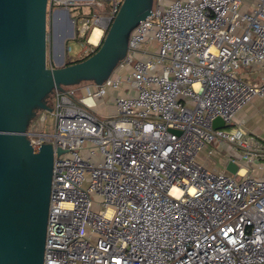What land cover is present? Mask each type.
<instances>
[{
    "label": "built area",
    "instance_id": "2783aa9c",
    "mask_svg": "<svg viewBox=\"0 0 264 264\" xmlns=\"http://www.w3.org/2000/svg\"><path fill=\"white\" fill-rule=\"evenodd\" d=\"M245 1L155 0L102 85L54 91L52 129L26 131L54 148L44 264H264V141L235 122L264 97L243 72L264 69V0L252 14ZM123 2L49 0L48 14L90 57ZM84 6L79 25L70 8ZM212 143L238 156L235 175L205 167Z\"/></svg>",
    "mask_w": 264,
    "mask_h": 264
},
{
    "label": "water",
    "instance_id": "95a60500",
    "mask_svg": "<svg viewBox=\"0 0 264 264\" xmlns=\"http://www.w3.org/2000/svg\"><path fill=\"white\" fill-rule=\"evenodd\" d=\"M154 3L124 0L93 55L48 67L49 0H0V264H44L54 148L45 144L34 150L28 126L38 112L52 110L55 90L102 85L126 57L131 33L152 14ZM66 31L63 58L74 25L61 32ZM45 118L40 117L42 123ZM224 127L221 119L214 122L215 129ZM225 169L235 175L239 165L229 161Z\"/></svg>",
    "mask_w": 264,
    "mask_h": 264
},
{
    "label": "rangeland",
    "instance_id": "374dc122",
    "mask_svg": "<svg viewBox=\"0 0 264 264\" xmlns=\"http://www.w3.org/2000/svg\"><path fill=\"white\" fill-rule=\"evenodd\" d=\"M255 0H246L245 1V5L243 6L245 9H241L243 12L246 10L249 13H253V9L251 7V5L253 3H255ZM70 12H71V16L73 19H75L79 25H81L82 20H83V16H91L93 14V9L91 7H81V8H76V7H71L70 8ZM57 23H54V19L53 17L48 14V58H47V65L48 67H53L56 65V61H55V57H56V32L59 33L60 35V40H62L61 38L64 35H68L70 33V31H66V33H62V30L57 31ZM66 43H65V47H64V53L66 55V58L64 60H66L65 64H67V62H69V60L71 61H77V60H81L83 58H85L87 56V54L89 53V51L92 49L91 45L88 42L82 41L80 39V37L77 35V31L74 30V36L73 37H67L66 38ZM92 44V43H91ZM94 45V44H93ZM56 62V63H55ZM261 69V67L259 66H254L252 68H248L245 69L243 72H248V74L253 75L254 73L256 75H263L264 74V70ZM251 71H253V73H251ZM259 79H257L258 81H261L262 76L258 77ZM251 82H253L251 80ZM72 86H68L65 88H70ZM112 92V91H110ZM114 96L115 95H121V91H117L113 93ZM55 102L56 99L55 97L52 95L51 98L49 99V107L51 109H54L55 107ZM99 111H101L100 108H98ZM112 109H110L109 111H103L101 112L102 114H107V113H111ZM46 116V125H45V130L50 131L52 129V125H53V117L51 116V114L48 111H40L38 112V115L35 119V122H37L40 117L42 115ZM212 150H215L214 156L215 157V161L212 162L214 164V167H217L218 169H223L224 166V158L227 157V153L230 149H228L227 147L224 148V146H218L216 144H211L209 145ZM211 162V161H210ZM207 169L211 168L208 165L205 166ZM264 176V172L262 173H256L255 177L259 178ZM239 180H242L241 178L238 177Z\"/></svg>",
    "mask_w": 264,
    "mask_h": 264
},
{
    "label": "crops",
    "instance_id": "0c3cea01",
    "mask_svg": "<svg viewBox=\"0 0 264 264\" xmlns=\"http://www.w3.org/2000/svg\"><path fill=\"white\" fill-rule=\"evenodd\" d=\"M82 60V59H81ZM264 70V69H263ZM262 70V71H263ZM253 73V71H251ZM246 76L249 78V80H252L253 83L258 84L260 81L258 77L263 75H256L255 73L253 75L246 74ZM247 78V79H248ZM235 122L239 124V122L242 124V127L244 130H246L250 135H254L259 137L262 141H264V97L263 98H255L250 102L235 118ZM235 123V124H236ZM224 148L230 149V147L226 145H222ZM210 149V147L208 148ZM215 153V150H214ZM216 155L210 158H206L204 154H202L201 159L204 160L205 165H208L209 167H214V164L212 162L215 161ZM232 158L237 159L238 156L230 149L227 153V157L224 158V166L222 171H226L225 167L227 165V162L231 160ZM211 161V162H210ZM227 172V171H226Z\"/></svg>",
    "mask_w": 264,
    "mask_h": 264
},
{
    "label": "bare ground",
    "instance_id": "6f19581e",
    "mask_svg": "<svg viewBox=\"0 0 264 264\" xmlns=\"http://www.w3.org/2000/svg\"><path fill=\"white\" fill-rule=\"evenodd\" d=\"M63 24V19L61 17H57V31L59 29V26ZM56 57H55V61L57 62V65H60L63 62V52H62V42L60 40V35L58 32H56ZM102 35V30L100 28H96L93 33L92 36L90 38V43L97 45L99 42V39Z\"/></svg>",
    "mask_w": 264,
    "mask_h": 264
},
{
    "label": "trees",
    "instance_id": "16d2710c",
    "mask_svg": "<svg viewBox=\"0 0 264 264\" xmlns=\"http://www.w3.org/2000/svg\"><path fill=\"white\" fill-rule=\"evenodd\" d=\"M83 41V40H82ZM98 50V48H96V50H95V52ZM88 57H86V58H84V59H82V60H77V61H71V60H69V62H67V64L66 65H72V64H75V63H79V62H81V61H84V60H86Z\"/></svg>",
    "mask_w": 264,
    "mask_h": 264
},
{
    "label": "flooded vegetation",
    "instance_id": "af4514ba",
    "mask_svg": "<svg viewBox=\"0 0 264 264\" xmlns=\"http://www.w3.org/2000/svg\"><path fill=\"white\" fill-rule=\"evenodd\" d=\"M54 23H55V21H54ZM65 58H66V55L64 54L63 65H66V64H65L66 60H64ZM55 63H56V62H55ZM64 89H65V87H64L62 90H64ZM62 90H60V91H62ZM53 94H54V93H53ZM51 111H52V110H51ZM51 111H50V112H51ZM50 112H49V113H50ZM44 115H45V114H44ZM34 119H35V118H34ZM34 119H33V120H34ZM33 120H32V121H33Z\"/></svg>",
    "mask_w": 264,
    "mask_h": 264
}]
</instances>
